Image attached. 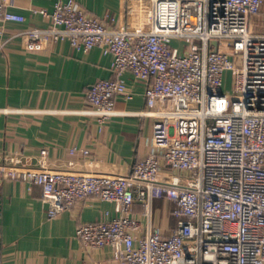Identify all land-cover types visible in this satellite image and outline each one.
I'll return each instance as SVG.
<instances>
[{"label": "built area", "instance_id": "1", "mask_svg": "<svg viewBox=\"0 0 264 264\" xmlns=\"http://www.w3.org/2000/svg\"><path fill=\"white\" fill-rule=\"evenodd\" d=\"M11 2L0 0V21L25 22ZM261 4L121 0L119 16L106 19L76 0L40 9L48 27L11 33L22 48L67 39L75 49L110 54L112 75L88 87L82 111L103 126L119 112L117 97L132 98L123 77L130 73L144 83V105L123 112L150 118V147L104 170L84 147L68 149L84 158L82 168H50L44 149L32 166L10 154L0 161V181L38 185L50 216L90 196L112 203L114 215L79 221L75 236L83 248L110 246L115 264H264V27L252 26ZM154 199L171 203L167 233L152 223Z\"/></svg>", "mask_w": 264, "mask_h": 264}, {"label": "crops", "instance_id": "2", "mask_svg": "<svg viewBox=\"0 0 264 264\" xmlns=\"http://www.w3.org/2000/svg\"><path fill=\"white\" fill-rule=\"evenodd\" d=\"M11 1L8 9L24 14L26 21H0V161L16 154L24 164L37 165L44 149L48 167L82 168L84 158L68 151L75 146L88 148L94 168L104 170L114 162L129 165L145 155L150 147V118L123 112L144 105V83L123 74L132 98L117 97L119 112L99 126L82 110L88 87L96 78L112 75L111 55L97 47L87 52L75 49L67 39L37 50L22 48L21 36L11 33L27 26L48 27L49 20L39 10L50 11L57 0ZM76 1L99 18L119 16L121 0ZM252 26L264 27V0L259 14L252 17ZM161 202V209L153 208L152 202V223L167 233L175 222L171 203ZM113 208L112 203L90 196L50 216L38 185L2 179L0 263L115 264L110 246L83 248L75 236L79 221L98 220L104 211L114 215ZM141 210L136 201L134 213Z\"/></svg>", "mask_w": 264, "mask_h": 264}, {"label": "rangeland", "instance_id": "3", "mask_svg": "<svg viewBox=\"0 0 264 264\" xmlns=\"http://www.w3.org/2000/svg\"><path fill=\"white\" fill-rule=\"evenodd\" d=\"M181 42H182L183 45H186V42L184 41V39H182ZM231 81H232L231 72L227 70V71L224 72V78H223V91L224 92H226V93L230 92V90H231ZM161 200L162 199H154L153 200V208L161 209V207H162Z\"/></svg>", "mask_w": 264, "mask_h": 264}]
</instances>
